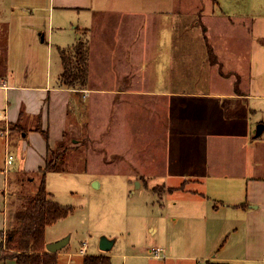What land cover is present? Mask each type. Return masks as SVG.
Wrapping results in <instances>:
<instances>
[{"label":"crops","instance_id":"obj_1","mask_svg":"<svg viewBox=\"0 0 264 264\" xmlns=\"http://www.w3.org/2000/svg\"><path fill=\"white\" fill-rule=\"evenodd\" d=\"M9 1L6 6L0 0V23L8 37V60L0 72V136L6 148L2 184L6 188L1 191L8 204L1 211L4 222L0 230L6 229L9 219L11 183L21 184V175L27 170L45 167L48 142L41 129L48 130L53 146L51 130L61 125L76 140L81 137L88 144L94 139L91 136L103 134L113 136L109 142L117 146L126 136L142 138L146 161L142 177L161 176L168 191L195 184L194 194H184L190 200L183 206L201 213L198 220L202 225L208 227V216H218L224 210L244 213L243 220L229 231L230 235L243 231V239L229 242V236L219 254L209 255L212 261L264 264V181H248L243 197L232 193L233 181L227 176L213 172L203 177L201 173L209 165L201 158L226 148L225 143L216 144L218 130L227 132L235 119L244 120L235 115L240 111L235 104L250 100L254 113L255 104L264 102V14H255L250 21H243L244 15L229 14L226 30L219 33L211 30L209 20L203 22V16H215L219 1L211 0L207 10L200 2L194 24L204 25L206 31L187 34L179 21L184 13L176 12L171 23L165 0L137 9L123 5L109 9L106 4L96 7L93 0H30L33 4L25 5L21 0ZM209 30L227 39L226 46L220 42L216 47L218 57H214L213 46L204 42ZM80 40L88 51V78L83 87H67L61 83V52L72 51ZM42 41L47 44L41 46ZM223 52L225 62L233 65L227 73L217 67ZM234 70L243 72V91H236L238 81L228 77ZM63 104L72 113L71 124L67 116L61 118ZM245 122L251 133V122ZM169 150L177 154V172L160 169ZM10 154L12 163H8ZM17 158L15 179L10 176L7 182ZM166 177H177L181 184L166 185ZM238 195L241 199H233ZM61 253L58 251V264ZM81 254L83 258L86 255Z\"/></svg>","mask_w":264,"mask_h":264},{"label":"rangeland","instance_id":"obj_2","mask_svg":"<svg viewBox=\"0 0 264 264\" xmlns=\"http://www.w3.org/2000/svg\"><path fill=\"white\" fill-rule=\"evenodd\" d=\"M161 1L93 0L96 7L106 4L109 9L121 5L133 6L137 9V7L142 8L149 6V3L154 4ZM165 1L170 11L171 23H173L176 12L184 13L182 19H179L185 26L184 33L192 34L197 30L206 31L202 24L201 27H196L194 17L198 14L200 2H202L201 8L204 6L207 10L212 4L211 0ZM218 1L219 3L215 7V16H203V22L206 24L209 20L211 30L219 31V33L226 30L225 27L228 26L229 19H231L229 14L240 18H242L240 15H244L243 21H250L255 14H264V0ZM26 2L31 1L21 0V5H25ZM9 3V0H4V5L7 6ZM31 4L33 3L31 2ZM29 6L32 5L29 4ZM34 12L44 14L40 9L38 11L34 9ZM223 14L228 17L226 19L219 17ZM233 18L235 19V16ZM244 23L246 24V22ZM207 35L208 38H204V42L213 46L214 57H218L216 47H219L220 42H224L226 46L227 39L215 36L210 30ZM40 36L39 34V41L41 40ZM231 41L235 43L237 39ZM45 44L47 42L42 41L41 46H45ZM53 50L55 55L58 54L56 46L53 47ZM224 55L225 52H223V58H219L217 67L218 70L227 73L229 70L231 71L233 65L225 62ZM228 77L238 81L235 87L236 91H243L242 70H234ZM253 104L250 100L238 101L235 104L236 107H240L239 113L235 115H242L244 120L235 119L232 128L227 132L218 130L220 134L217 135L216 144L225 143L224 151H212V157L201 158L202 162H209V165L201 170L203 177L213 172L218 176L225 175L233 181L232 193L242 194L243 197L248 181H264V131L256 135L257 126L260 123L264 124V102L255 104L257 110L254 113L250 110L254 106ZM245 108H248V111H245ZM60 111L63 115L61 118L64 115L68 119L72 116L70 110L66 111L65 104L62 105ZM245 120L252 124L251 133L246 131ZM69 122L72 123L70 119ZM54 128L51 130L53 134L51 143L56 146L64 138L63 132L67 127L59 125ZM69 136L72 135L69 134ZM90 138L94 139L88 144V142H83L80 137L79 142L81 143L79 144L81 145L78 146V149H73L67 154L68 159L65 165L70 169L69 172H50L47 175V189L52 193L53 199L64 207H70L69 214L49 225L46 231L47 242L69 237L67 245L61 249L59 264H83L82 252L86 254L108 253L112 256V264H215L212 261V255H209L219 254L229 236V242H233L235 238L243 239V231L229 234L238 221L243 220L244 213L240 210L232 212L224 210L218 216L209 215L208 227H206L198 220V215L201 213L188 206H183L190 200L184 194H194L191 190L195 189L192 188L195 187V184L185 183V186L188 185L185 190L168 191L165 184L163 185L161 182L163 181L161 176L142 177L146 169L145 152L142 150L145 148V144L142 143V138L139 139V136L121 138V141L117 142L119 146L109 142L113 136L108 134L95 135ZM22 154L25 159L24 152ZM167 154L168 160L165 163L164 158L162 159L160 169H166V173L177 172L180 169L179 161H175L177 154L171 150ZM5 159V140L0 136V226L4 222L1 211L4 209L5 203L6 206L8 204L5 193L1 191L6 188V186H2L5 178L3 171ZM27 161L29 162L28 159ZM19 163L20 160L17 158L11 167V173L8 172L7 182L10 176L12 181L15 179L13 172L18 168ZM23 167L24 163L21 161V168ZM40 177L38 170H27L21 175V184L11 183L8 188L11 195L9 221V216H12V213L18 209L25 193H33L36 190ZM164 180L169 186L181 184L177 177H166ZM239 198L238 195L233 199ZM177 199H180L181 204L177 203L179 201ZM211 201L222 204L221 201ZM204 208L205 206H202L201 209ZM102 235L116 238L110 251L101 249L100 237ZM85 242L87 243L84 244ZM156 247L163 248V251L160 252L161 256L155 255L153 248ZM5 264H15V261L7 260Z\"/></svg>","mask_w":264,"mask_h":264},{"label":"trees","instance_id":"obj_3","mask_svg":"<svg viewBox=\"0 0 264 264\" xmlns=\"http://www.w3.org/2000/svg\"><path fill=\"white\" fill-rule=\"evenodd\" d=\"M6 31V27L0 23V72L3 66L6 67L8 60ZM61 53V83L67 87H83L88 78V51L85 42L80 40L72 51L62 50ZM41 132L48 142L45 167L38 170L41 177L36 190L25 193L18 209L9 216L6 229L0 230V264H5L7 260H14L15 264H58V252H50L46 248V230L49 225L66 217L70 207H64L53 199L52 193L47 189V174L69 172L70 169L65 165L67 154L78 149L81 144L65 132L64 138L56 146H52L48 130L41 129ZM83 264H112V256L104 252L86 254Z\"/></svg>","mask_w":264,"mask_h":264},{"label":"water","instance_id":"obj_4","mask_svg":"<svg viewBox=\"0 0 264 264\" xmlns=\"http://www.w3.org/2000/svg\"><path fill=\"white\" fill-rule=\"evenodd\" d=\"M263 129H264V124L260 123L257 126L256 135L261 134L263 132ZM68 241H69V237H64L56 241L47 242L46 248L50 252H58L67 245ZM115 242H116V238H110L107 235H102L100 237V247L103 251H110L113 248Z\"/></svg>","mask_w":264,"mask_h":264},{"label":"built area","instance_id":"obj_5","mask_svg":"<svg viewBox=\"0 0 264 264\" xmlns=\"http://www.w3.org/2000/svg\"><path fill=\"white\" fill-rule=\"evenodd\" d=\"M13 158H14L13 155L10 154L9 158H8V163H12L13 162ZM153 251H155V255L159 256L160 252L162 251V248L161 247H156V248H153Z\"/></svg>","mask_w":264,"mask_h":264}]
</instances>
